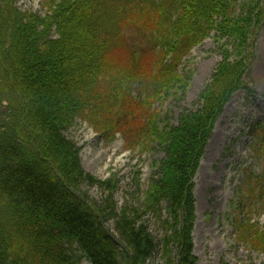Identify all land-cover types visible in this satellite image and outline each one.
<instances>
[{
    "label": "trees",
    "instance_id": "1",
    "mask_svg": "<svg viewBox=\"0 0 264 264\" xmlns=\"http://www.w3.org/2000/svg\"><path fill=\"white\" fill-rule=\"evenodd\" d=\"M41 5L44 12L0 0V264H198L193 180L215 121L249 71L264 0ZM212 33L223 58L198 108L173 123L160 105L185 93L193 73L184 63ZM78 118L105 136L123 133L129 149L163 154L144 189L136 175L129 209L114 201L112 179L83 168L81 148L65 133ZM253 136L262 168L250 198L263 210L264 120ZM91 187L109 194L96 200ZM246 221H234L241 238L264 250V226Z\"/></svg>",
    "mask_w": 264,
    "mask_h": 264
},
{
    "label": "rangeland",
    "instance_id": "2",
    "mask_svg": "<svg viewBox=\"0 0 264 264\" xmlns=\"http://www.w3.org/2000/svg\"><path fill=\"white\" fill-rule=\"evenodd\" d=\"M16 1L22 9L45 11L41 8L43 0ZM211 35L193 48L184 63L193 73L186 88L181 89L185 93L180 91L160 105L162 113L170 112L173 123H177L185 109L198 108L200 93L223 58L214 38L216 35ZM125 40L129 42V35ZM149 44L150 41L145 40L141 45L147 50ZM146 59H151V55L148 54ZM244 82L255 94L251 96L246 90L235 92L229 101L233 100V104L227 114L224 111L229 102L225 105L193 180L197 216L193 241L198 264H264V250L242 239L241 231L234 225L236 217L245 223L248 219L259 223L260 229L264 224V211L256 201H250V195L258 190L253 187L254 180L247 173L249 170L258 173L261 169L250 149L249 131L252 124L264 117V27L256 38L254 59ZM216 129L226 133L218 145L211 147L210 141ZM66 135L81 148V160L87 171L99 179L114 181L116 190L113 197L119 209L125 206L129 209V193L134 189L132 183L136 175H140L144 189L146 180L155 172L153 162L163 157L157 150L151 153L140 148L131 150L124 134L109 138L79 119L66 131ZM88 191L99 201L109 194L107 189L97 187ZM109 227L114 230V224L109 223ZM79 264L90 263L82 260Z\"/></svg>",
    "mask_w": 264,
    "mask_h": 264
},
{
    "label": "bare ground",
    "instance_id": "3",
    "mask_svg": "<svg viewBox=\"0 0 264 264\" xmlns=\"http://www.w3.org/2000/svg\"><path fill=\"white\" fill-rule=\"evenodd\" d=\"M232 104H233V100L228 103V105H227V107H226V109L224 111V114H227V111H228V109L230 108V106ZM225 133L226 132H222L221 130L216 129L215 130V134H214L213 138L210 141L211 145H209V146L213 147V145H218V143L221 142L224 139Z\"/></svg>",
    "mask_w": 264,
    "mask_h": 264
}]
</instances>
